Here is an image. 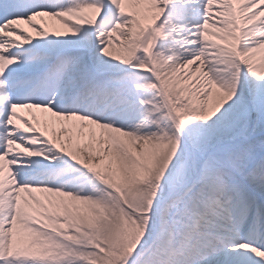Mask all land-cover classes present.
I'll return each mask as SVG.
<instances>
[{"label":"snow or ice","instance_id":"obj_1","mask_svg":"<svg viewBox=\"0 0 264 264\" xmlns=\"http://www.w3.org/2000/svg\"><path fill=\"white\" fill-rule=\"evenodd\" d=\"M0 264H264V0H0Z\"/></svg>","mask_w":264,"mask_h":264}]
</instances>
